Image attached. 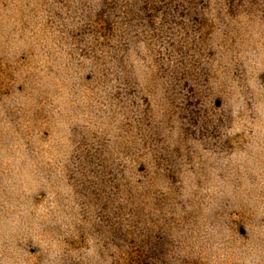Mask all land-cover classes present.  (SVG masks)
<instances>
[{
	"label": "rangeland",
	"instance_id": "374dc122",
	"mask_svg": "<svg viewBox=\"0 0 264 264\" xmlns=\"http://www.w3.org/2000/svg\"><path fill=\"white\" fill-rule=\"evenodd\" d=\"M0 264H264V0H0Z\"/></svg>",
	"mask_w": 264,
	"mask_h": 264
}]
</instances>
